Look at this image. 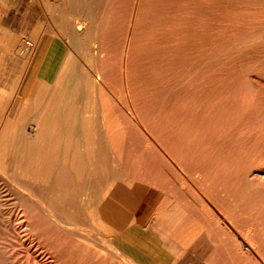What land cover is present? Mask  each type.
Returning a JSON list of instances; mask_svg holds the SVG:
<instances>
[{"label":"bare ground","instance_id":"bare-ground-1","mask_svg":"<svg viewBox=\"0 0 264 264\" xmlns=\"http://www.w3.org/2000/svg\"><path fill=\"white\" fill-rule=\"evenodd\" d=\"M117 1L115 0V3ZM107 2H109V5ZM147 2L150 1L147 0ZM95 3L97 6H95ZM115 3L110 6L111 2L109 0H29L28 3H24L21 0H0V264H86L81 260V257L82 254L85 256L88 253H92L95 256V260L100 264L107 259H110L112 264H145L143 262L139 263V257L136 255L131 257L134 263H130V261L125 263H122V261L117 262L114 257L121 260L124 258H121V252H113L109 249L111 246H105L101 243V240L107 239L99 238L98 243L97 239L95 240L93 237L86 235L90 231L85 230L82 225L84 215L74 213L75 210L83 206L85 200L89 201L91 210L89 225L98 227L99 232L104 235L110 232L109 228L98 223L97 218L94 217L95 209L99 217L103 216L109 222H115V224H124L133 212L146 214L154 211L157 213L155 221L159 223L163 230L164 228L169 229L167 226L176 225L175 221L167 224V221H171L172 216L174 217L178 211H181L177 198L174 199L170 208L166 207L169 200L165 190L168 193L167 189L170 187L165 188V185L166 180L171 181L167 174L145 171L144 176H141V173H134L136 170H132L133 178H131L137 182L128 187L119 185L114 187L113 185L116 181L105 189L98 186L102 179L108 177L112 170L122 164L119 154L128 139L131 141L133 140L132 136L140 135L147 140L148 148H159L157 133H161L160 135L164 137L168 136L167 126L170 125L168 122V125L166 124L167 114L163 105L160 109L159 119L157 118L156 120L158 123H154L150 119L152 123L158 124V128H154L155 132L152 129V123L148 120L149 118H146L147 116L140 109L143 106H140V103L145 102H142V100L146 97L144 94L146 88H144L143 93L141 86L143 78L142 80L139 79L144 74L143 69H149V67L135 68L134 63L136 64V62L133 60L134 63H132L134 57L132 58L131 53V38L135 35L131 37V33L136 32V14L130 12V17H128L130 13L127 15L129 20V24L126 22L128 29L124 33L125 36L122 35L124 37L121 39L122 44L120 47L118 46L119 48H116L114 43H111L112 46L114 44V47L105 44L106 42L104 41L107 40L102 38L105 35L102 36L101 29L104 27L105 31V27L110 26L109 21H111L103 20L102 15L105 12H103V8L105 6L112 8L116 5V9H118L117 3ZM124 3L123 5H128ZM136 5L139 7L138 1H136ZM151 6L153 7V5ZM144 8L141 10H144ZM160 9L162 10V8ZM119 10H123V8ZM129 11H131L130 8ZM12 12L20 14L24 18L26 17L25 24L27 29L29 27L28 31L27 29L18 30L16 27L6 24V19ZM37 12L40 16L36 20ZM116 12L113 11L112 13ZM161 12V15H163V11ZM117 14H113V16L117 17ZM142 17L144 18V16ZM159 17L156 16L157 19L152 20L157 21L162 16ZM177 18L179 17L177 16ZM115 19L113 18L112 21H115ZM141 20L146 21V19ZM125 21L123 22L124 25ZM158 24L160 23L158 22ZM161 25L157 27L159 28ZM121 26L123 27V25ZM141 26L143 25L140 24V28ZM173 26L175 29L176 25ZM113 27L111 26L110 32H112ZM116 27V32L118 33L120 26L118 27L117 25ZM164 29H167V27ZM106 30L109 29L107 28ZM123 30L125 31L126 29ZM110 34H108L110 37L114 35ZM140 35L145 36L142 33ZM120 36L117 38L120 39ZM113 37L115 38V35ZM109 39L111 40V38ZM116 40L114 41L116 42ZM141 40L142 38L139 41ZM152 40L155 42L154 38ZM142 42L145 43L146 41L142 40ZM163 43L161 42V46H163ZM137 44L139 43L137 42ZM148 46L144 47L145 50ZM136 47L140 48L138 45ZM159 49L162 50L161 47ZM137 51L140 52L142 50ZM160 56L161 58L158 56L160 58V66L157 69L162 77L160 76L161 79L160 77L159 79L155 78V81H160L158 83L160 86H158L163 91V80H167L163 79V76L167 70L164 72V69H166L164 65L166 64L164 63L163 55L161 54ZM141 66L143 67V65ZM169 68L168 70H170ZM173 68L172 70L174 71L175 69ZM155 69L153 68V70ZM175 73L177 74V72ZM156 76L153 74V77ZM145 80L143 87L146 86ZM115 83L117 84L115 87H118V89L114 87ZM152 93L155 94V91ZM149 104L146 105L149 107ZM178 107H180V104ZM178 107L176 106L175 108L178 109ZM153 109L156 110L155 107ZM153 114L155 115L154 111ZM151 116L153 117V115ZM180 117L182 116L180 115ZM174 118L175 121L179 119H176V116ZM129 134H131L130 138H128ZM174 145H176L175 142L172 148ZM179 148L177 145L176 149L178 150ZM169 161L172 165H177L172 158ZM139 182L141 184L144 183L146 187H151V189L147 190ZM112 187H114V192L107 194V202L100 208L101 201L107 196L106 193H109ZM252 187L256 186L253 185ZM262 187L259 189L264 190ZM152 189L154 190L153 193H151ZM235 191L238 192L237 190ZM235 191L233 192L235 193ZM258 191L261 193L260 190ZM258 191L256 192V189H254L252 192L258 193ZM250 192L247 193V196H250ZM89 194L92 195L89 196ZM81 195H85V198H82ZM261 195L263 196L264 194ZM232 196L235 195H231L233 199ZM256 196L258 195L256 194ZM252 199L250 203H252ZM243 200L245 199L243 198ZM260 200L259 202H261ZM234 202L236 203V201ZM241 202H238L237 205L242 204ZM245 203L248 204L249 202L246 200L242 207H244ZM262 203L264 204L263 201ZM256 204L252 207L255 210L258 207ZM229 205H232L231 201ZM166 208L167 210H165ZM229 208L231 209L232 207ZM235 208L238 211L239 207ZM252 208H250L251 210L249 209L250 212L253 211ZM263 211L261 212L264 213ZM242 213L244 214V212ZM245 217L246 214L244 219ZM141 218L137 217V220L142 221ZM246 218L251 219V217ZM229 219L227 220L221 216L219 223L222 228L219 231L218 228L214 227L213 232L211 231L212 228L206 229L204 227L203 230L192 217L187 216L186 211L182 223L183 232L179 230V233L175 236L183 238L185 249L195 244L194 253L197 254L201 250L198 257L199 259L202 258V260L208 252L209 244L212 242H218L219 244L217 245L223 247L220 248L221 250H225V248H227V252L230 250L232 256L234 254H239L240 256L242 247L247 241H245L244 235L242 236L236 231L238 229L235 230L230 224L236 222L239 225L241 223L237 221L242 218L238 217L237 221L233 220L232 222H229ZM174 220H176V217ZM258 220L257 223H261ZM246 223L247 225L249 224V222ZM237 224L235 225L237 226ZM108 227L110 226L108 225ZM237 227L243 230L249 226L244 228ZM257 228L260 227L257 226ZM110 229L113 230L112 227ZM215 231L218 232H216L218 235L211 236V233L215 234ZM250 232H255L254 228ZM263 232L262 236L264 235ZM213 233L212 235H214ZM72 235H75L77 239H73ZM259 237L261 236L259 235ZM256 238L258 237L256 236ZM213 243L212 245H215ZM201 244L203 245L202 248ZM132 245L136 248H142L146 252V246L140 245L136 240ZM262 245L264 246V244ZM257 247L259 248V245ZM257 247L256 249H258ZM259 249H262V247ZM227 252L224 253L226 254ZM232 256L229 257L232 258ZM250 256L256 261L255 252L248 254V257ZM236 257L238 256H235V259ZM260 258L262 257L260 256ZM194 259L195 257L191 260V263ZM253 259H250L252 264ZM240 262L243 263V261ZM259 262L256 261L254 264H264ZM189 263L188 259L186 264Z\"/></svg>","mask_w":264,"mask_h":264},{"label":"rangeland","instance_id":"rangeland-1","mask_svg":"<svg viewBox=\"0 0 264 264\" xmlns=\"http://www.w3.org/2000/svg\"><path fill=\"white\" fill-rule=\"evenodd\" d=\"M21 1H24V3L29 2V0ZM109 1L111 2L110 6L112 4L114 5L115 0ZM119 1L116 2L118 9H116V5L112 8L110 6L108 8L106 6L103 8V12L105 11L104 15H102L103 20L111 21H109L110 26L106 25L109 30H106L107 28L105 27L106 33L108 32L107 34L104 31V27L101 29V34L103 33L102 36L105 35L102 38L103 40H107L104 41L106 42L105 44H109L111 47H114L115 44L116 48H119L122 44L121 39L125 36L124 33H126L128 29V17H130L132 12L133 14H136V32L134 31L133 34L131 33V37L132 35L135 36L132 37L133 39L130 37L132 58L134 57V59H132V63H134V61L136 62V64L134 63L135 68L149 67V69H143V77L141 76L139 79L142 80L143 78V81L141 82L143 93L145 90L144 88H146L144 93L146 100L145 98L142 100V102H145L140 103V106H143L139 108L142 110L143 114L147 116L146 118H149L148 120L151 119L154 123H158L156 120L157 118L159 119L160 109L163 105L167 114L166 124L168 122L171 125L177 122V126H175L176 124L167 126L168 136L166 137L160 135L161 133H157L159 148H148V142L145 138L141 137L140 135H134L131 137L132 133L129 134L128 138L131 137L133 140L129 141L128 139L126 145L120 151L119 156L122 159V164L120 167L112 170L108 177L102 179V181L99 182V188L104 187L105 189L118 179H132V170H136L134 173H141V176H144L145 171L151 173L163 172L164 175L167 174V176L172 181L171 183V181L166 180L165 185V188H168V186L170 187L167 189L168 193L165 190L169 200L168 204L166 205L167 208H170V205L174 199L177 198L180 205L183 206L184 211L188 212V216L192 217V219H194L203 230L204 227L206 229L212 228L211 231L213 232L214 227L218 228L219 231L222 228L221 224L219 223L221 216L227 220L230 218L229 222H232L233 220L237 221L238 217H240L242 219L238 220L237 222L241 223L242 225H238L236 222H232L230 225L233 226L235 230L238 229L236 231H238L242 236L244 235L243 237L245 238V241H247L246 243L249 244L247 245L244 243L242 247V253L240 252V256L239 254L236 255L234 253L232 256L230 250L228 251L229 253L227 252V248H225V250H221L220 248L223 247L220 245L218 246V242H212L215 245H212V243L209 244L210 247L207 249L208 252L205 254L203 260L202 258L199 259L198 257V254L201 253V250L197 252V254L194 253V244L191 247L185 249V255L183 256V259L174 258L175 264H186L188 259L190 261L189 264H252L250 259L253 258L251 256V258L248 257V254L250 255L254 252L256 253V261H260L259 263H264V246L262 245L264 244V235H261L262 231H264V213L261 212L264 210V204L262 203V201L264 202V195H261L264 194V190L259 189L264 185V0H148L150 2H147V0H128V2L127 0H121L122 2ZM136 1L139 2V7L136 5ZM123 3H127L128 5H123ZM107 4L109 5V2H107ZM161 4H163L162 7ZM151 5H153V7ZM95 6H97L96 3ZM148 6L150 7L148 8ZM122 8L123 10H119ZM129 8L131 11H129ZM142 8H144V10H141ZM160 8H162V10ZM118 10L121 11L122 14ZM113 11H117L119 16L117 12L112 13ZM161 11H163V15H161ZM113 14H117V17L115 15L113 16ZM39 16L40 15L37 12L35 19L37 20ZM142 16H144V18ZM156 16H162L161 18L159 17L161 20H152L157 19ZM177 16L179 18H177ZM113 18H116L115 21H112ZM120 18L122 19L117 20ZM123 19L124 21L126 20L125 25L123 24ZM141 19H146L149 25L152 24V27L149 26L145 20ZM6 21V24L12 25L18 30L27 29L25 24L26 17L24 18L20 14H15L12 12ZM158 22L160 24H158ZM140 24L143 25L141 26L142 29L140 28ZM145 24H147L149 27ZM117 25L118 27L120 26L119 28L121 29L120 30L118 28V33L116 32ZM121 25H123V27ZM155 25L161 26L158 28ZM173 25H176L175 29ZM111 26H114L112 28L113 33L110 32ZM125 26H127V28H125ZM166 27L167 29H164ZM123 29L126 30L124 31ZM28 30L29 27L27 31ZM147 32H149V34H147ZM109 33L114 34L115 38L113 37L114 35L111 34L110 37L108 35ZM141 33L145 36H141ZM153 33H155L156 36ZM150 34L152 37H150ZM160 34L163 35L161 36ZM119 35H121L120 39L117 38ZM122 35L124 36L122 37ZM139 37L142 38L144 42H146L143 43L142 40L139 41ZM175 37L177 38L178 42L176 41ZM109 38H111V40L112 38L114 39L111 41ZM153 38L155 42L152 40ZM116 39H119L120 41H117ZM114 40H116V42ZM137 42L139 44H137ZM161 42H164L163 46H161ZM111 43H114L113 46ZM147 44L151 46H148ZM137 45L140 48L136 47ZM142 45L143 47H141ZM146 46L149 48L147 47L145 50L144 47ZM160 47L162 50L165 48L166 50L162 52V50L159 49ZM136 49L142 51L139 52ZM161 54L163 55L164 63L166 64L164 65V68H166L164 69V72L167 70L163 76V79H167L163 80V91L158 84L160 81H155L161 76L159 75L158 70L160 66ZM136 60L139 61L137 62ZM141 65H143V67ZM170 66L172 68L174 67L173 69L175 70L173 71ZM153 68L158 69L153 70ZM168 68L170 70H168ZM175 72H177V74ZM152 73L154 76H158L153 77ZM144 80L146 86L143 87ZM115 86H117L116 83L114 84V87ZM147 86L149 87L147 88ZM115 88L118 89V87ZM154 91L155 94L152 93ZM154 98L155 100H158L155 102ZM146 104H149L150 108ZM177 104H180V107H178ZM145 106H147L149 109L145 108ZM176 106L178 109L175 108ZM154 107L156 110H152ZM176 110H180L181 112ZM153 111L155 115L153 114ZM149 112L152 113L151 115H153V117L151 115L149 116ZM174 113H176V119L179 118V121H175ZM180 115L182 117H180ZM168 119L169 121H167ZM154 123H152L153 131L158 128V124L156 125ZM171 127L172 129H170ZM174 142L176 145H174L172 148ZM177 145L178 148L181 147L178 150L176 149ZM170 158L176 162V166L170 163ZM253 185L256 187H252ZM233 188L235 189L233 190ZM257 188L261 193H259ZM262 188H264V186ZM250 189L252 191L256 189V192L258 191L260 195L256 192L255 193L260 196L259 199L254 192H250ZM233 191H235L236 194ZM249 192L250 196H247V193ZM232 194L235 195L232 196L233 199L231 198ZM91 195L92 194H89V196ZM81 197L85 198V195H81ZM235 197H237L239 200L241 199L242 202L235 200L237 199ZM249 197L251 199L253 198V204L250 203L251 199ZM243 198L245 200H243ZM254 199L256 200L254 201ZM229 200L231 201L232 205H229ZM233 200L236 201V203ZM246 200L249 202L248 204L245 203V205H247L246 207L248 208H246L245 205L242 207ZM259 200L261 202H259ZM238 202H241L242 204L239 203L240 205H237ZM254 202L255 204L259 202L256 204L258 207L255 206L257 211L252 208L254 207L253 205H255ZM229 207L232 208L230 209ZM233 207H239L240 210L238 209L237 211V208L234 209ZM249 207L252 208L253 211L250 212L251 209ZM232 209L233 211L236 210L235 212L238 214L233 212ZM241 212H244V214H241ZM74 213H80L84 215V221H82V225L85 230L90 231L86 235L93 237L95 240L97 239V242L99 238H105L108 241L101 240L102 244L109 247L111 246L109 249L113 252H121V258L124 259L121 260L114 257L115 261H122V263L130 261V263H134V260H132L131 257L136 255L139 257V263L143 262L145 264H155L154 260L150 256V253H148L149 250L147 251L146 249L145 252L144 249L136 248L132 245V243H135V240H137L140 245H142L145 240H155V237H158V235L154 231L146 232L140 229L133 230L131 234L128 232H117L113 228V230H111V227H108V225L99 217L97 210L95 209L94 217L97 218L98 223L109 228L110 232L104 235L99 232L98 227H91L89 225V215L91 214V210L89 201L87 200H85L83 202V206L80 209L75 210ZM245 214L246 217H251L252 220L246 217L244 219ZM234 216L236 218H232ZM261 216L263 217L261 218ZM257 220L261 223L258 224ZM246 222H249V224L247 225ZM235 224L242 228L249 226L247 227L249 229L246 228L247 231L245 228L242 230ZM260 224L261 226H259ZM257 226L263 230L257 228ZM251 227L254 228L255 232L258 231V235L255 232H250L253 231V228ZM258 229L261 230L260 234V230ZM216 232L217 231H215V234L213 233L214 235L211 233V236H217L218 234H216ZM252 233L258 238H256V236H254ZM259 235L262 238L259 237ZM133 237L135 239H132ZM247 237L251 239L249 240ZM72 238L77 239L75 235H72ZM156 239L160 244H162L160 238ZM251 240L252 242L256 241L253 242L254 245ZM258 245L259 248L262 247V249H259L257 247ZM157 246L161 245L157 244ZM165 246L166 252L165 255L162 254V259L172 258L174 256V253L172 252L173 246L170 244V242H166ZM251 246H253L254 249ZM202 247L203 245L201 244V248ZM256 247L258 249H256ZM224 252L227 253L225 254ZM242 254H245L244 258ZM83 255L84 254H82L81 260H83L86 264H100L95 260V256L92 253H88L85 256ZM229 256H232V258ZM235 256L238 257L235 259ZM260 256L262 258H260ZM194 257L195 259L191 263V260ZM174 259L172 258L170 262H173ZM73 261L75 260L73 259ZM215 261H219V263H215ZM240 261H243V263ZM256 261L253 259V264ZM101 264H112V261L107 259L104 262H101Z\"/></svg>","mask_w":264,"mask_h":264},{"label":"crops","instance_id":"crops-1","mask_svg":"<svg viewBox=\"0 0 264 264\" xmlns=\"http://www.w3.org/2000/svg\"><path fill=\"white\" fill-rule=\"evenodd\" d=\"M136 180H132V179H120L118 181H116V183L113 185L115 187V185H119L121 187H128L134 183H136ZM140 183V182H139ZM141 184V183H140ZM141 185H144L146 187V185L143 183ZM112 187L109 190V193H106V195L108 194H112L114 192ZM147 190L151 189V187H146ZM153 189L151 191V193H153ZM108 195L105 196V198L101 201L100 204V208L103 207L106 202H107V198ZM179 203V202H178ZM178 206L181 208V211H178L175 216L171 218V221H167L168 223H174L175 221V226H167L169 229L167 228H163L161 226H159V223L155 221V219L157 218L156 215L157 213L150 212V213H146L143 214L142 212L139 213H131V215L127 218V220L125 221L124 224H115V222H109L107 219H105L103 216H101L100 218L110 227H112L115 231L117 232H128L131 233L133 232V230H144L146 232H150V231H154L158 237H155L154 239H151V241H146L143 243V245L146 246V249L148 251V253H150V256L152 257V259L154 260L155 264H175V259H183L184 254H185V244L183 241V238L177 237L175 236L176 234L179 233V230L181 232H183V217L185 215L184 212V208L182 205H180V203L178 204ZM167 210V208L165 209ZM187 216H188V212H187ZM137 217H142V221L137 220ZM176 217V220H174V218ZM156 238H160L159 240L162 241V244H160ZM132 239H135L134 237ZM140 240V238H139ZM137 241V240H136ZM166 242H170V244L173 246L172 248V252L174 253V256L172 257L174 260L173 262H170V260L172 258L169 259H162V254L165 255L166 252V246L165 243ZM157 244L161 245V246H157ZM172 253V255H173ZM157 255V256H156ZM164 257V256H163ZM177 264V263H176Z\"/></svg>","mask_w":264,"mask_h":264}]
</instances>
